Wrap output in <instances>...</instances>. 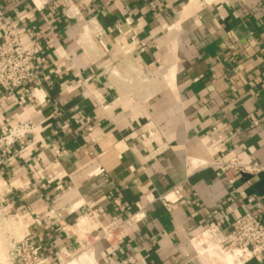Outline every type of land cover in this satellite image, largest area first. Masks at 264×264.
I'll list each match as a JSON object with an SVG mask.
<instances>
[{"label":"crops","instance_id":"0c3cea01","mask_svg":"<svg viewBox=\"0 0 264 264\" xmlns=\"http://www.w3.org/2000/svg\"><path fill=\"white\" fill-rule=\"evenodd\" d=\"M43 1L0 0V40L7 21L39 65L35 97L0 87V136L35 125L0 141L4 212L56 261L79 251L73 222L89 207L120 220L140 200L143 219L96 241L94 264H208L188 243L208 222L264 217V170L229 182L195 165L219 148L264 165V0ZM178 185L182 201L164 207Z\"/></svg>","mask_w":264,"mask_h":264},{"label":"built area","instance_id":"2783aa9c","mask_svg":"<svg viewBox=\"0 0 264 264\" xmlns=\"http://www.w3.org/2000/svg\"><path fill=\"white\" fill-rule=\"evenodd\" d=\"M31 1L34 3V0ZM34 4L37 6L36 3ZM89 34L93 35L102 47H105L102 40L104 34L102 28L97 27ZM38 71L39 65L33 54L24 46L19 33L13 30L5 21L4 32L0 40V87L5 88L7 93L11 94L17 87L25 86L28 97H35V93H33L30 86V80ZM34 130L35 125L31 120L20 121L9 126L0 136V141L5 145H11ZM221 151L222 149L219 148L215 154L199 159V163L195 162V165L211 167L216 175L226 177L229 182L234 181L235 173H256L264 170V165L257 161L247 162L240 155H234L227 160H223L219 154ZM185 190L187 188L181 185L174 186L171 189L174 195L173 199L167 198L163 194L157 196V199L164 207L171 208L177 202L182 201ZM147 200L150 202L154 198L151 197ZM2 201L3 193L0 184V204ZM114 201L119 206L121 205L117 199ZM135 203L137 206L135 211L130 212L120 220L107 218L104 222L100 219L103 212L102 208L89 207L84 214L77 216L73 222L79 251L72 254L63 247L58 250L59 255L56 261H50L48 258L41 256L36 246V235L34 233L25 231L20 234L19 229H16L19 234L16 237L12 236L9 247V261L4 264H65L86 249L92 251L96 241L101 239L109 242L123 240L127 236V227L141 221L145 216L142 202L138 200ZM121 207L123 208L122 205ZM4 214L6 215L5 218L12 216L10 213ZM11 219L21 222L18 216H13ZM12 229V227H9L11 233L14 234V229ZM188 243L198 257L202 258L197 247L214 248L229 254L235 260V264H246L254 257L264 253V217L246 211L236 216L230 222L228 228L223 227L219 221H210L201 232L191 237ZM133 262L134 258L131 256L122 261L123 264H132ZM86 263L94 264L93 261H87Z\"/></svg>","mask_w":264,"mask_h":264},{"label":"rangeland","instance_id":"374dc122","mask_svg":"<svg viewBox=\"0 0 264 264\" xmlns=\"http://www.w3.org/2000/svg\"><path fill=\"white\" fill-rule=\"evenodd\" d=\"M4 210L0 204V264L8 263V261H9V247L11 245L12 238L16 237L19 234L16 229H18V227H20V224H21L16 219L5 218L6 215L4 213H6V212H4ZM11 218H12V216H11ZM9 227L10 228L12 227L14 229V234L11 233V231L9 230ZM75 258H76V261L74 263L73 260ZM78 258L80 260H78ZM87 258L88 257L86 255H83V252H82L81 254L74 257L72 260H70L71 263H69V264H87L86 263L88 260ZM70 261H68V262H70ZM68 262H66V263H68Z\"/></svg>","mask_w":264,"mask_h":264},{"label":"bare ground","instance_id":"6f19581e","mask_svg":"<svg viewBox=\"0 0 264 264\" xmlns=\"http://www.w3.org/2000/svg\"><path fill=\"white\" fill-rule=\"evenodd\" d=\"M200 146V145H199ZM201 256L204 257L206 262L208 264H235V260L232 259V257L229 254H226L219 249H214V248H203V247H197ZM91 251L90 250H84L83 255H86L88 258V262L93 261V256L91 257ZM78 260H80L78 258ZM76 258L73 260L75 263ZM71 263L68 262L66 264ZM77 263V262H76Z\"/></svg>","mask_w":264,"mask_h":264}]
</instances>
